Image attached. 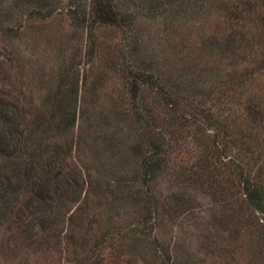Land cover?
Wrapping results in <instances>:
<instances>
[{
	"label": "rangeland",
	"instance_id": "374dc122",
	"mask_svg": "<svg viewBox=\"0 0 264 264\" xmlns=\"http://www.w3.org/2000/svg\"><path fill=\"white\" fill-rule=\"evenodd\" d=\"M112 3L127 26L92 27L90 58L88 24L79 21L90 0H0V102L15 116L0 153V187L16 164L58 187L44 195L41 216L24 208L34 178L19 191L0 189V264H264V214L241 202L236 164L207 156L216 166L210 188L202 182L206 151L195 141L215 132L227 138L222 120L230 117L258 145L241 152L234 138L229 152L264 182V121L251 123L244 102L249 95L264 102V0H175L180 19L172 26L157 0ZM229 36L234 54L218 55L211 39ZM157 71L179 111L194 113L202 131L192 123L180 128L169 115ZM242 71L258 79L242 99L199 105L208 74ZM132 73L152 75V82H134ZM64 105L68 124L59 118ZM47 120L42 134L36 125ZM161 132L165 168L145 172ZM88 174H102L97 181L107 190L84 185L70 193L66 183ZM217 190L230 198L220 200ZM85 198L89 207L79 213Z\"/></svg>",
	"mask_w": 264,
	"mask_h": 264
},
{
	"label": "trees",
	"instance_id": "16d2710c",
	"mask_svg": "<svg viewBox=\"0 0 264 264\" xmlns=\"http://www.w3.org/2000/svg\"><path fill=\"white\" fill-rule=\"evenodd\" d=\"M160 1V2H159ZM173 1L175 0H167V1H162V0H157V12L161 13L160 10L165 8V6L168 7L166 11L170 12L173 16L170 17L171 21L169 20L168 23L166 24L167 26H172L178 19L177 18V12L174 11L173 9ZM170 6V7H169ZM219 7H222L219 5ZM218 7H215L217 9ZM75 9L78 10V7H75ZM251 8L249 9L250 12ZM174 11V12H173ZM76 12L74 11V8L72 9V13ZM252 12V11H251ZM175 15V16H174ZM125 15L120 12L116 5L112 3V0H90V5H89V10L86 12V15H84V21L80 18V23L81 22H86L87 28H86V48L85 49V54L87 57H92L93 56V49H94V39L92 38V33L91 29L95 25H103V26H108V27H114V28H121L126 23H128V20L125 19ZM242 17H237L236 19H239ZM87 32H89L87 34ZM91 33V35H90ZM130 37V36H129ZM210 45H213L215 49H218L217 51L219 52L218 55L222 54L224 57L225 55L229 52L231 55H233L234 47H233V38L232 37H227L226 39L219 40L217 38L211 39ZM89 42V43H88ZM126 47V46H125ZM203 70V69H202ZM204 71V70H203ZM210 74L214 73V69L209 70ZM131 72V71H130ZM208 74V77L210 79H207V84L205 85L204 92L202 96H205L204 100H201L199 102V105L201 107L207 106L205 103L208 104L210 107H217L220 104L228 101H232L231 98L234 99H242L244 94L246 93L247 87L250 88V86L254 85L256 82V76L252 75L253 73L249 74L248 72H239V75H210ZM134 82H152V75H139L136 73H132V75H129ZM207 76V75H206ZM144 79V80H143ZM258 81V79H257ZM205 82V81H203ZM209 82V84H208ZM71 88V87H70ZM157 95L160 99L164 100L169 107V115L172 116L177 122V125L180 128H183L187 126V124H194L196 130L202 131L200 127L201 122H197L196 120V115L194 113H183L181 110L179 111L178 108V103L177 99L175 98L174 93H169L166 91L164 84H162V78L158 76V71H157ZM245 102V109H246V117L250 120L251 123L255 125H261V122L264 121V102H259L256 100L255 96L249 95V98L244 99ZM11 105L6 102L1 103L0 102V153L5 154V150L7 148V140L13 133V121H14V110L10 108ZM70 109H68L67 106H61L59 108V118L64 120V122L70 123L73 122L70 121ZM140 113V111H138ZM54 115V113H53ZM228 116V115H227ZM55 118V117H54ZM226 119H230V117H226ZM224 118L222 120L223 124V131H225L227 138L225 135L219 136L218 134L210 136L209 139L205 140L204 142L201 140H198L197 137L195 136V141H199L200 145L204 148L206 153H203V158L204 165L201 166V168L204 170V179L202 182H205L207 186L210 188H214L215 186L213 185V182L215 181L213 179L214 175L212 170L216 169V166L211 164V162L207 161V156L210 158H217L221 160H225V162L228 163H235L238 169V180H239V185H240V200L244 205H247L249 207L255 208L257 211L260 213L264 214V182H261V179L259 180V177H253L250 172H248L244 167L241 166L239 162H237L236 159L231 155L229 152V147L236 142L238 143V147H236L239 151L241 152H254V146L258 142L255 138H253L252 133L248 131L247 135H244L242 132L237 130L234 126H232L230 123H228ZM231 126H230V125ZM51 125L50 120H47L46 125L39 123L36 126L38 128H41V133L46 134L47 131L49 130L48 127ZM48 129V130H47ZM199 131V132H200ZM164 133H158L157 134V159L153 161V164L150 161H145L144 162V169L145 172H150L152 170V167L154 169L157 168V174L160 173L164 168H165V159L163 158L164 156V147L162 143H159V140L162 141L164 140ZM225 137V138H224ZM251 137V138H250ZM229 138V140H228ZM235 138V142H234ZM232 140V141H231ZM248 140V141H247ZM246 141V142H245ZM152 142V141H150ZM151 144V143H149ZM258 145V144H257ZM256 147V146H255ZM166 152V151H165ZM261 154H264L262 151ZM156 162V163H155ZM29 165V164H28ZM20 164H16L13 173H11V176L7 177H1L3 180H5V185H2L0 189L4 192H7L9 190L19 191V189H23V182L25 180H33L32 186H31V199L32 201H29L28 203L24 204V208L28 209L30 207H33L34 210L29 212L27 211L28 214H40L44 215L46 212V209L44 206H42V202L45 199V194H49L52 196V194L57 193V186L55 184L49 183L48 180L43 178H37L35 177L34 174H32V169L33 167H28L30 170L22 171L20 170ZM31 166V165H30ZM27 168V166L25 167ZM32 171V172H30ZM80 174V173H79ZM102 175V174H101ZM101 175L99 174L97 178H93L92 176L84 175L83 178H80L79 180H75V178L70 179L68 183H66V186L69 188L70 193H74L78 191H81L84 185H87V187L92 191V193L96 191H101V189H104L107 187V182H99L97 181L98 179H101ZM69 180V179H68ZM101 183H103V188L101 187ZM55 186L56 190L53 188ZM121 187H117V189H120ZM73 190V191H72ZM107 190V188L105 189ZM215 190V188H214ZM113 193V192H111ZM96 195V194H95ZM216 196L219 197L220 200H227L230 198L229 194H226L222 190H217ZM44 196V198H43ZM158 196V195H157ZM50 197V196H49ZM48 197V198H49ZM159 198L157 197V203L159 202ZM162 202V201H161ZM84 207L81 208L78 212L80 213H85L88 209V200L85 198V201L83 200L81 202ZM31 204V205H30ZM35 204V205H33ZM87 204V205H86ZM164 205H169L171 203H164ZM90 205V204H89ZM164 207V206H163ZM166 212H171L173 211V207L165 206ZM158 210V209H157ZM174 212V211H173ZM167 214V213H166ZM165 214V216H167ZM168 221V220H167ZM164 227V225H163ZM34 236V235H33ZM99 245V243H98ZM102 245V244H100ZM99 245V246H100ZM96 248V247H95ZM90 260V259H88ZM86 260V262L88 261ZM94 264H99L97 261L95 262V259L93 260Z\"/></svg>",
	"mask_w": 264,
	"mask_h": 264
}]
</instances>
